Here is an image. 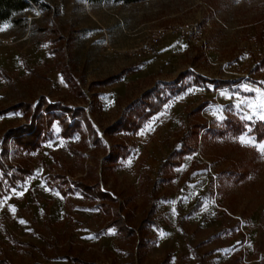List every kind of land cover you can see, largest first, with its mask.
<instances>
[{
    "label": "rangeland",
    "instance_id": "1",
    "mask_svg": "<svg viewBox=\"0 0 264 264\" xmlns=\"http://www.w3.org/2000/svg\"><path fill=\"white\" fill-rule=\"evenodd\" d=\"M39 2L45 8L27 12L24 29L10 22L0 27V110L20 102L34 105L41 96L84 107L101 142L94 146L78 135L63 140L54 124L37 151L12 154L11 164L26 161L33 174L0 199V264H264V155L239 141L243 134L264 143L251 136L253 125L264 120H246L250 110L236 107L241 101L258 103L264 92V0ZM51 27L63 42L69 39L64 60L83 98L61 80ZM158 31L163 35L149 52L130 55ZM130 67L135 71L120 83L89 91L90 83ZM181 74L182 92L138 133L103 136L143 93ZM191 74L235 85L198 87ZM92 94L100 108L91 114ZM25 121L19 113L1 116L0 141ZM227 121L237 122L241 133L232 134ZM193 124L209 129L197 151L178 167L163 168ZM120 142L129 155L104 182L100 166ZM97 181L118 204H132L133 227L152 221L144 257L137 243L107 227L100 201L79 192L63 197L58 190Z\"/></svg>",
    "mask_w": 264,
    "mask_h": 264
},
{
    "label": "trees",
    "instance_id": "2",
    "mask_svg": "<svg viewBox=\"0 0 264 264\" xmlns=\"http://www.w3.org/2000/svg\"><path fill=\"white\" fill-rule=\"evenodd\" d=\"M88 1L92 4H101L109 1L122 4H137L148 0ZM33 8H39L43 11L45 5L40 3L39 0H0V27L6 22H10L14 28L24 29L27 26L25 14ZM47 32L49 33V40L52 46L51 53L57 60L56 68L63 84L76 98H83L84 91L73 76L70 65L64 60L66 45L70 44L69 39L63 42L55 27L47 29ZM133 71L132 67L125 68L117 74L90 83L88 89L91 92L98 87H107L119 83ZM181 76L183 78L186 75L181 74L175 82L159 84L143 93L139 99L132 102L125 109L119 120L104 128L103 136L112 137L120 133L129 135L138 133L146 122L162 111L172 96L182 92V88L178 86V80ZM191 76L192 84L198 87L204 88L211 85L215 89H222L235 85V83L223 80H209L196 74H191ZM91 98L92 107L90 113L92 114L96 108H100V103L95 101L96 94H92ZM10 113L22 114L26 121L21 126L10 128L2 135L0 141V199L6 197L12 189L17 188L20 183L33 174V168L26 161H20L17 165L11 164L12 154H29L37 151L50 138L54 124L58 125L59 136L63 140H68L74 135H78L82 139L89 140L94 146H98L101 142V137L84 107H69L60 102H51L46 97L41 96L34 105L20 102L0 110V117ZM225 123L232 134L241 133L237 122L227 121ZM205 128V125H191L181 138L180 149L175 151L170 157L178 160L174 162L169 158L162 167H166L168 170L176 168L183 157L195 153L198 142H201L203 138L205 139L209 133V129L202 132ZM251 136L254 137L256 142H264V122L258 121L253 125ZM129 152L130 149L124 142L115 144L110 149L100 166V176H102L104 182H107V176L113 173L118 161L127 158ZM63 183L67 185L64 180ZM58 190L63 197L79 192L86 199L95 202L100 201V208H103V213L109 219L107 227L114 229L123 240L137 243L136 252L140 258L144 257L148 243V225L152 221L146 218L137 228L133 227L134 214L131 209L132 204H118L117 199L109 191L103 189L99 181L94 185L75 182L72 186L69 185L67 189L58 187ZM108 203L118 204V207L111 208L107 206ZM153 213L154 210L150 212V215H153Z\"/></svg>",
    "mask_w": 264,
    "mask_h": 264
},
{
    "label": "snow or ice",
    "instance_id": "3",
    "mask_svg": "<svg viewBox=\"0 0 264 264\" xmlns=\"http://www.w3.org/2000/svg\"><path fill=\"white\" fill-rule=\"evenodd\" d=\"M0 30H3V28H0ZM244 91H251V89H248L247 86L243 88ZM259 102L256 103L255 101H241V103L237 104L236 107L239 109L242 105L246 106L250 112L251 115H245L243 118L246 120H251L253 116L258 117L261 120H264V92L259 93ZM239 141L243 145H253L258 148V150L261 152L262 155H264V143L256 144L254 140L251 137H248L246 135H241L239 137ZM12 211H15L12 209ZM20 223H25L24 221H20Z\"/></svg>",
    "mask_w": 264,
    "mask_h": 264
},
{
    "label": "built area",
    "instance_id": "4",
    "mask_svg": "<svg viewBox=\"0 0 264 264\" xmlns=\"http://www.w3.org/2000/svg\"><path fill=\"white\" fill-rule=\"evenodd\" d=\"M168 31L171 32L172 30H168ZM162 35H163L162 32L161 31H158V32H155L152 35L147 36L145 38V40L143 42H141V44L139 45V47H137L135 49H132L130 51V55L132 57H137L141 53H147V52H149L151 50V48L153 46H155L160 41Z\"/></svg>",
    "mask_w": 264,
    "mask_h": 264
},
{
    "label": "crops",
    "instance_id": "5",
    "mask_svg": "<svg viewBox=\"0 0 264 264\" xmlns=\"http://www.w3.org/2000/svg\"><path fill=\"white\" fill-rule=\"evenodd\" d=\"M134 71H135V70H134ZM134 71H133V72H134ZM133 72H132V73H133ZM129 75H130V74H129ZM127 76H128V75H127ZM125 77H126V76H125ZM125 77H124V78H125ZM124 78H123V79H124ZM119 83H120V82H119ZM116 84H117V83H116Z\"/></svg>",
    "mask_w": 264,
    "mask_h": 264
}]
</instances>
